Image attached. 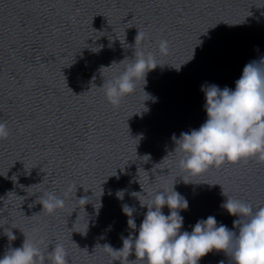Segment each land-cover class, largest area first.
<instances>
[{"label": "water", "instance_id": "1", "mask_svg": "<svg viewBox=\"0 0 264 264\" xmlns=\"http://www.w3.org/2000/svg\"><path fill=\"white\" fill-rule=\"evenodd\" d=\"M137 33L145 35L135 42ZM140 50L160 65L113 105L105 82ZM261 57L264 0H0V121L9 129L0 138V255L26 236L45 264L57 243L68 264H121L107 244L120 248L149 196L173 184L189 202L182 230L210 214L235 227L222 202L264 205V161L193 175L179 166L173 134L207 118L202 83L234 88L245 63ZM48 192L64 206L42 210ZM221 260L232 264L213 249L199 264ZM125 264L144 261L132 252Z\"/></svg>", "mask_w": 264, "mask_h": 264}, {"label": "clouds", "instance_id": "2", "mask_svg": "<svg viewBox=\"0 0 264 264\" xmlns=\"http://www.w3.org/2000/svg\"><path fill=\"white\" fill-rule=\"evenodd\" d=\"M144 35L137 33L135 42ZM160 47L166 50L167 41L162 40ZM157 65L160 64L156 63L153 53L135 52V58L130 59L119 74L105 82L107 100L118 105L123 96L135 91L137 80L142 78L143 85L147 83V72ZM234 83V88L202 83L207 118L199 127L182 131L178 137L173 134L175 149L181 154L179 166L193 175L226 161L235 163L248 157L264 161V57L245 63ZM149 96L147 93V98ZM8 135L7 123L0 121V138ZM123 192V189L119 190L117 196L122 198ZM149 199L151 205L143 204L147 206V211L138 230L123 237L120 248L107 244L111 251L117 253L114 259L120 260L121 264H125L132 252L144 264H199V258L213 249L224 250L231 256L232 264H264V205L253 206L249 202L227 197L222 207L229 214L236 215L232 222L235 227L218 223L217 218L210 214L197 219L191 230H182L184 217L179 210L186 209L189 202L174 188V184L171 191L157 190ZM39 201L42 210L49 213L65 204L55 192H48ZM165 205L169 208L167 214L163 211ZM122 210L129 217L128 224L137 228L132 215L134 208L125 204ZM7 235L10 240L16 238L12 231L11 235ZM48 256L51 264H68L66 249L60 243L54 245ZM45 260L41 248L26 236L20 246L0 255V264H45ZM218 264L225 262L221 260Z\"/></svg>", "mask_w": 264, "mask_h": 264}]
</instances>
